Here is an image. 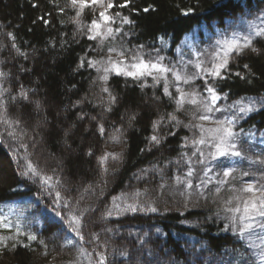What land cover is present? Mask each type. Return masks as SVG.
Returning <instances> with one entry per match:
<instances>
[{"label":"trees","instance_id":"1","mask_svg":"<svg viewBox=\"0 0 264 264\" xmlns=\"http://www.w3.org/2000/svg\"><path fill=\"white\" fill-rule=\"evenodd\" d=\"M263 10L264 0H132L115 8L133 23L116 17L112 43L176 54ZM75 18L68 0H0V264L247 263L248 246L215 210L182 212L160 195L192 144L174 99L119 75L105 92L97 41ZM256 49L212 87L256 104L235 134L264 153V41Z\"/></svg>","mask_w":264,"mask_h":264},{"label":"rangeland","instance_id":"2","mask_svg":"<svg viewBox=\"0 0 264 264\" xmlns=\"http://www.w3.org/2000/svg\"><path fill=\"white\" fill-rule=\"evenodd\" d=\"M74 10L76 12L75 25L77 31L80 34L91 36L92 33L88 32L85 26L90 24L93 19H97L103 8L99 6L86 7L80 16H77V9ZM114 11L115 8L110 10L111 13ZM88 12L91 19L85 17ZM111 26L115 29V24ZM260 28H264V10L239 28L224 35L207 37L204 43L198 45H190L188 48L184 46L176 54L171 55L139 48L127 49L120 44L112 43L117 39L119 32L114 38L101 36L94 39L97 41V51L100 57L98 78L103 89L108 88L110 78L117 75L115 71L105 72V68L111 67L107 63L109 60L120 61L123 59L131 62V56L136 54L142 56L146 62L159 60L160 64L169 69L167 73H154L153 75L157 77L155 80L151 76L135 79L142 86L158 88L160 84L162 85L163 93L174 99L176 111L180 117L178 118L189 129L192 140L189 156L181 163L174 181L163 188L160 195L182 212L198 209L215 210L213 219L216 222L224 223L230 231L239 237V231L242 227L240 221L246 202L264 198V191H261L264 190V153L258 150L242 149L236 140L238 136L235 134V129L251 112L241 111V109L252 108L253 110L256 108V104L249 101H232L218 93H216L218 99L212 101L207 88L212 87V82L218 77L208 76L196 65L200 64L204 69L211 67L213 55L217 52L223 54L227 42L249 34H253V44L257 48V42L264 41V38L254 35ZM241 42L243 41L241 40ZM108 43L110 47L105 51L104 48ZM110 48H115L116 51H109ZM120 50H125L126 55L124 57L119 56ZM247 50L251 49H245L242 53ZM241 54L232 53L229 62ZM177 73L182 79H176ZM105 75L108 77L107 80H104ZM119 76L131 78L124 75ZM183 77H188L187 82ZM165 88H167V93ZM181 96H183V102L178 103ZM224 128H230L234 133L231 142L237 145L236 150L241 152V156L218 155L217 146L224 135L223 131H218V129ZM37 129L40 130L41 125L35 128L33 132L37 143L42 144L43 139L38 135ZM51 158L57 163L64 162L60 156H51ZM226 171L231 174L225 176L224 172ZM249 185H253L257 191L254 193L244 191ZM236 208L240 209L239 213L234 211ZM256 223H259V218ZM242 239L251 252V258L247 264H264V230H260L258 227L254 228L250 232H246ZM124 259L126 260L125 257ZM110 260L113 261L114 257L111 256Z\"/></svg>","mask_w":264,"mask_h":264},{"label":"snow or ice","instance_id":"3","mask_svg":"<svg viewBox=\"0 0 264 264\" xmlns=\"http://www.w3.org/2000/svg\"><path fill=\"white\" fill-rule=\"evenodd\" d=\"M132 3V0H123V3H117L116 0H69V4L74 9H77V16H80L83 10L88 7L91 8L92 6H99L103 8V11H100L98 14L97 19H93L90 24L86 25L88 32H91L92 35L89 36V39H96L97 37L104 36L105 38H114L119 31V28L114 29L111 25L116 23V17H120L121 21L125 24H132L133 21L129 20L127 16H121L119 12L111 13L110 10L114 8H127ZM147 11V9H145ZM192 9H188L184 11V15H189ZM79 23V21H77ZM256 37L264 38V28H260L258 31L254 33ZM253 34L246 35L240 39H233L230 42H227L224 46L223 54L217 52L213 55V59L211 61V67L204 69L200 64H197L196 67L200 68L201 71H205L208 76L212 77H220L223 78L222 72L228 69V64L232 53H236L237 55L241 54L245 49H251L252 51H258L253 44ZM241 40L243 42H241ZM143 47V46H141ZM109 51H116L115 48H110ZM126 55L125 50L119 51V56L124 57ZM95 63V62H92ZM111 65L110 68H105V72L108 71H115L117 75H124L131 77L133 79H142L146 76H151L154 80L157 79L154 76V73H167L169 69L162 64H160L159 60L156 62L145 61L144 58L140 55L133 54L131 56V62H127L125 60L120 61H112L109 60L107 62ZM247 67V65H245ZM239 75V73H236ZM4 75L0 73V76ZM107 75L104 76V80H107ZM176 79L180 80L182 77L179 73L176 74ZM185 82H187L188 77H183ZM105 92H108L107 88H104ZM179 91V89H177ZM207 91L211 94V100L215 101L218 99L216 95L215 89L213 87H208ZM165 92L167 93V88H165ZM22 95L26 96V93H21ZM115 100V97L112 98ZM183 102V96H181L178 103ZM195 103V101H193ZM252 111V108L248 109H241V111ZM206 119L207 117H201ZM175 119V117H173ZM100 132L103 133L104 129L103 126H100ZM224 135L223 138L220 140V144L217 146V152L220 156L225 155H232L239 157L241 156V152L236 150L237 145L234 142H231V138L234 136V133L230 128H224L222 130ZM151 139L153 141H157L156 136H152ZM158 142V141H157ZM203 143V141H201ZM103 159H107V157H102ZM33 173H35V168H32L29 165ZM229 171L224 172V175H230ZM191 175V173H189ZM50 179V178H49ZM47 183V180H45ZM191 186V185H189ZM244 191L249 193H254L257 189L254 188L253 185H249ZM264 191V190H261ZM155 211V209H153ZM232 211V209H229ZM235 212L239 213L240 209L236 208ZM259 218V223L257 224V219ZM76 224H79L80 221L77 218H73ZM248 221V222H245ZM235 222V221H234ZM240 223L242 227L240 228L239 235L241 238L244 237L246 232H250L254 228H259L260 230H264V198H257L251 201L246 202L245 207L243 209V216L241 217ZM8 227V225H4ZM30 240H36V236L32 235L28 237ZM83 239V237H80ZM99 264H106V257L101 255Z\"/></svg>","mask_w":264,"mask_h":264}]
</instances>
